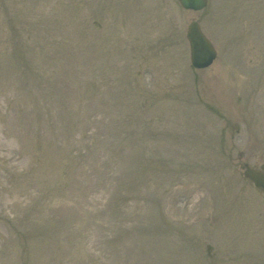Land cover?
<instances>
[{
	"label": "rangeland",
	"instance_id": "374dc122",
	"mask_svg": "<svg viewBox=\"0 0 264 264\" xmlns=\"http://www.w3.org/2000/svg\"><path fill=\"white\" fill-rule=\"evenodd\" d=\"M263 164L264 0H0V264H264Z\"/></svg>",
	"mask_w": 264,
	"mask_h": 264
},
{
	"label": "water",
	"instance_id": "95a60500",
	"mask_svg": "<svg viewBox=\"0 0 264 264\" xmlns=\"http://www.w3.org/2000/svg\"><path fill=\"white\" fill-rule=\"evenodd\" d=\"M182 6L188 10H201L207 5V0H179ZM188 38L191 43V56L196 68H207L216 57V52L208 39L202 34L198 23H192L189 27ZM262 171L247 168L245 176L253 181L259 189L264 191V165Z\"/></svg>",
	"mask_w": 264,
	"mask_h": 264
}]
</instances>
